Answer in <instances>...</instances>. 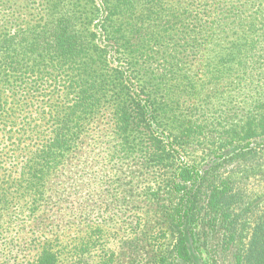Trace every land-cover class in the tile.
I'll list each match as a JSON object with an SVG mask.
<instances>
[{
  "label": "trees",
  "instance_id": "obj_1",
  "mask_svg": "<svg viewBox=\"0 0 264 264\" xmlns=\"http://www.w3.org/2000/svg\"><path fill=\"white\" fill-rule=\"evenodd\" d=\"M226 81L241 101L219 132L201 125L208 105H197ZM109 111L121 154L174 164V243L161 264H264V0H0L9 157L21 136L36 143L16 177L0 160V234L12 200L31 198L32 210ZM215 139L200 164L180 145ZM53 255L44 248L35 264H56Z\"/></svg>",
  "mask_w": 264,
  "mask_h": 264
},
{
  "label": "rangeland",
  "instance_id": "obj_2",
  "mask_svg": "<svg viewBox=\"0 0 264 264\" xmlns=\"http://www.w3.org/2000/svg\"><path fill=\"white\" fill-rule=\"evenodd\" d=\"M240 101L232 97L229 81L211 87L197 105L199 109L208 105L201 125L211 124L222 132ZM109 114L96 115L88 124L75 150L47 178L45 192L32 210L31 198L12 200L6 211L8 233L0 234L4 245H0V264H35L44 248L54 254L56 264H161L172 257L169 183L174 164L121 154L120 137ZM9 130L0 124V160L3 169L16 177L21 157L29 155L36 143L21 136L11 164L9 137L14 140L15 132ZM223 141L180 145L186 159L200 164ZM259 185L255 183L252 191L259 192Z\"/></svg>",
  "mask_w": 264,
  "mask_h": 264
}]
</instances>
